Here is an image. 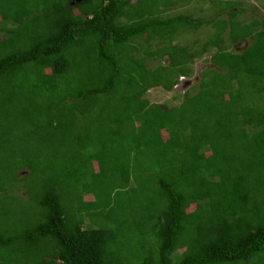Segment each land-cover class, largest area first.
Instances as JSON below:
<instances>
[{
  "label": "trees",
  "instance_id": "trees-1",
  "mask_svg": "<svg viewBox=\"0 0 264 264\" xmlns=\"http://www.w3.org/2000/svg\"><path fill=\"white\" fill-rule=\"evenodd\" d=\"M262 1L0 0V264H264Z\"/></svg>",
  "mask_w": 264,
  "mask_h": 264
},
{
  "label": "rangeland",
  "instance_id": "rangeland-1",
  "mask_svg": "<svg viewBox=\"0 0 264 264\" xmlns=\"http://www.w3.org/2000/svg\"><path fill=\"white\" fill-rule=\"evenodd\" d=\"M244 1L247 2L246 5L248 6L247 8L249 10H251L250 6L252 4H257V3L262 4L263 3L262 0H258L256 2H254V0H244ZM201 3H203V1H201ZM3 35L0 36V38H2ZM244 46L245 45H241L239 48L244 47ZM210 54L211 53H206L203 57L194 59L193 64L191 65V72L189 76L185 77L183 80L180 79V81L174 87L172 91H166L163 88L153 89L145 95V98L149 100L150 102L167 104L170 106L180 104L183 101L186 93L190 92L193 88L196 87L197 83L200 82L202 72L204 71L205 67H208L209 65L207 64L208 62L207 59L210 58L211 56ZM167 62H168V58L165 57L163 59V64L164 63L167 64ZM96 168H97V165H96Z\"/></svg>",
  "mask_w": 264,
  "mask_h": 264
},
{
  "label": "clouds",
  "instance_id": "clouds-1",
  "mask_svg": "<svg viewBox=\"0 0 264 264\" xmlns=\"http://www.w3.org/2000/svg\"><path fill=\"white\" fill-rule=\"evenodd\" d=\"M185 77H181L180 79L183 80Z\"/></svg>",
  "mask_w": 264,
  "mask_h": 264
}]
</instances>
